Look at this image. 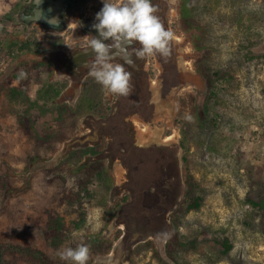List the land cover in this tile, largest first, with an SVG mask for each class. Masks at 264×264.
Returning a JSON list of instances; mask_svg holds the SVG:
<instances>
[{"label": "rangeland", "instance_id": "obj_1", "mask_svg": "<svg viewBox=\"0 0 264 264\" xmlns=\"http://www.w3.org/2000/svg\"><path fill=\"white\" fill-rule=\"evenodd\" d=\"M27 1L0 0L6 37L63 39V33L27 28L16 19ZM178 3L169 13L173 61L146 64L147 104L123 125L126 142L115 143L118 149L154 146L172 156L175 198L166 207L156 203L154 220L155 197L135 208L124 189L127 169L114 160L118 149L111 156L107 130L90 125L108 117L115 95L90 75L74 81L54 69L31 72V98L42 83L64 84L57 100L72 107L63 120L54 106L40 119L44 131L66 134L51 150L22 129L25 106L12 98L9 84L26 63L49 62L47 52L2 54L0 245L8 260L43 264L31 253L12 250L21 246L43 251L47 264H71L59 252L86 244L88 264H264V210L257 206L264 200V49L258 50L264 43V0H195L189 23L181 21ZM220 69L229 75L210 88L202 73ZM84 95L96 100L94 108H77ZM75 139L84 142L72 145ZM97 159L104 165L101 178L85 168ZM82 180L84 198L72 202L67 195ZM195 197L200 205L189 209ZM53 210L69 228L57 248L46 236ZM99 242L109 250L96 252Z\"/></svg>", "mask_w": 264, "mask_h": 264}, {"label": "flooded vegetation", "instance_id": "obj_2", "mask_svg": "<svg viewBox=\"0 0 264 264\" xmlns=\"http://www.w3.org/2000/svg\"><path fill=\"white\" fill-rule=\"evenodd\" d=\"M62 4V17H65L66 15H69L68 17V24L63 32V45L46 49L44 51L47 52V60L51 63L54 70H61L69 60V50L68 45H66V42L70 41V47L75 49H84L89 46V42L91 40V37H97L92 32H86L82 33V31H87V27H82V23L88 22V20H96V14L102 9L104 0H59ZM181 0H178V4H180ZM95 2L98 3L100 8H98ZM109 2H113V0H109ZM153 5L158 7V12L156 13L162 23L164 24L166 29L170 30L169 25V13L172 8V4L174 3V0H152ZM179 6V5H178ZM32 7H27L24 13L21 15V17H30L32 14ZM93 7L98 8L97 10H93ZM92 9V11H91ZM91 11V12H89ZM84 17V20L82 19ZM82 19V21H80ZM41 26L37 23H32L31 27L33 26ZM72 26V29H70ZM42 29V28H41ZM47 32H50V34H55L56 32L54 30H48ZM70 32V33H69ZM59 33V34H61ZM105 43H110L111 41H104ZM132 47H139L138 44L133 45ZM129 52H131L130 58L133 61V64H127L125 63L124 59L117 57L116 62H119L124 65L126 70L132 73V94L130 96H119L115 95L114 103L108 113V117L102 121H91L90 125L93 130H97L98 132L107 130L108 135V150L110 155L115 151V147L117 141L122 145V143L126 142L127 140V133L126 130L123 129V125L126 124L127 118L129 116H133L137 113H140L139 106L146 105L145 103V93L143 92L144 89L149 90L148 87L145 88L146 81H147V71H146V64L149 61H157L160 64L165 65L166 63H171L174 58V45L173 42L171 43V55L168 58H163L160 55H153V56H147L144 59H138L135 56V53L132 52V49H129ZM94 59V54H89L85 60L83 61V64L80 65L79 70L83 71L82 74L78 77L75 75H69L70 78H72L74 81L83 80L86 78L89 74L88 71L85 69L86 64H91ZM135 73V74H134ZM144 94V95H143ZM132 142V141H131ZM133 143V142H132ZM136 148H151L152 151L156 153L158 156L150 157L151 159L148 160L151 163V170L149 171H142V176L144 178H147L145 180H142L141 175L139 174L138 168L135 165L132 169V175L138 177L141 179L140 186L138 188H133L128 183L130 182V171L127 166L124 165V167L127 169V181L124 183V189L128 191L131 198H133L134 206L137 208V206H146L145 205V199L146 197H155V205L151 207L153 209L154 215L152 216V219L154 220V216L157 214L158 206H168L170 202L174 201L175 198V188L177 184V173L174 171L172 165H173V159L172 156L168 153H163L162 150L157 149V147L154 146H141L137 144H130L127 149H124L121 151L124 154L125 159L132 165L137 163L139 152H136ZM119 153V152H118ZM119 160L120 159H114ZM144 161V160H143ZM137 178V177H136ZM158 206H157V204ZM151 204V203H150ZM149 204V205H150Z\"/></svg>", "mask_w": 264, "mask_h": 264}, {"label": "trees", "instance_id": "obj_3", "mask_svg": "<svg viewBox=\"0 0 264 264\" xmlns=\"http://www.w3.org/2000/svg\"><path fill=\"white\" fill-rule=\"evenodd\" d=\"M194 1L195 0H181L179 4V13L181 16V21L183 23H189L191 18L193 17L194 11ZM7 33L5 29L0 24V61L1 56L5 50L10 51V54L14 56L15 51L19 50V52H26V53H40L46 49L54 48L63 45V39L59 37H54L49 35L45 38H33L30 40H21L19 42L10 40L6 37ZM45 70L48 72L53 71L52 65L47 62L46 60H37L32 64L26 63L23 72H19L14 76V79H10V93L14 100H17L24 104L25 109L23 114L20 115V125L24 132L32 139H35L37 142L49 145L51 150H54L58 147L60 141H62L66 134L63 132L57 133L52 131H44L41 126V117L45 114L46 111L49 110V106L56 107L59 113H61V119H64L63 112L69 111L72 107H69L67 104L61 105L57 100L60 94V88L64 87V84H55V83H42L41 86L36 91V97L33 99L28 94V89L32 81L31 72L35 71L37 74L38 72ZM229 75L228 69H220L216 71H206L202 73L203 79L207 82L210 88H213L217 81H221L227 78ZM17 80L14 83V80ZM39 81V80H36ZM60 86V87H59ZM147 88V85H145ZM96 105V100H92L87 95H84L80 101L78 102L77 108H94ZM117 150L118 147H115ZM123 148L118 149L117 153L119 159L123 162L125 166L129 168L130 171V182L128 183L133 188H138L140 186L141 179L136 175H132V169L136 165L141 175L142 180L144 178L142 176L143 170L147 171V169L151 170V163L148 161L150 160L151 156L156 157L158 156L154 153L151 148H136L135 151L139 152V158L136 164L134 162L132 165L128 163L125 159L124 154L121 152ZM144 160V161H143ZM103 163L100 159L93 161L89 166L85 168L88 170V174L92 177L95 176L96 178H101L103 174ZM90 169V170H89ZM82 185V186H81ZM86 181L82 180L79 187L76 189H72L67 197L75 202L76 200H82L83 193L86 190ZM188 186L192 188V182L188 180ZM200 198L195 197L189 204V209H195L199 207ZM262 210H264V200L257 204ZM75 223V222H74ZM79 226V222L75 223L73 228H77ZM68 226L66 225L65 219L57 210H53L50 212V219L48 221L46 236L48 239L52 241V244L57 248L62 244L63 235L66 231H68ZM98 248L96 252H107L109 247L103 246L102 242L97 243ZM14 252H21V253H31L38 261L42 262L43 264H47L50 262L48 256L41 250L38 249H29L23 248L21 246H14L12 247ZM0 264H19L16 261L8 260L5 257L4 250L0 245Z\"/></svg>", "mask_w": 264, "mask_h": 264}, {"label": "clouds", "instance_id": "obj_4", "mask_svg": "<svg viewBox=\"0 0 264 264\" xmlns=\"http://www.w3.org/2000/svg\"><path fill=\"white\" fill-rule=\"evenodd\" d=\"M157 12L152 0H104L95 17L98 22L92 25L98 38L91 37L85 52L94 54V59L85 66L89 68L88 74L110 94L126 97L132 94V73L116 62L120 57L133 64L130 48L138 59L153 55L170 57L174 34L165 28ZM135 44L139 47H132ZM90 255L86 244L59 252L60 258L71 264H88Z\"/></svg>", "mask_w": 264, "mask_h": 264}, {"label": "water", "instance_id": "obj_5", "mask_svg": "<svg viewBox=\"0 0 264 264\" xmlns=\"http://www.w3.org/2000/svg\"><path fill=\"white\" fill-rule=\"evenodd\" d=\"M32 7V14L30 17H21L26 8ZM62 4L59 0H28L27 2L20 5L17 13L16 19L23 23L27 28L31 26L32 23H37L41 26L43 31L54 30L57 34L64 31L68 24V17H62ZM83 21L84 17H82ZM82 19L80 21H82ZM96 20H88V22L82 23V27H87V31H82V33L92 32L95 36L98 35L96 30L92 27L94 23H97ZM88 48V47H87ZM75 49L68 46L69 50V60L68 63L61 69L58 70L59 74L71 76H80L83 71L79 70L80 65L83 64V61L90 53H85L86 49ZM264 49V43L259 47L258 50ZM86 70H89L85 66ZM135 74V73H134ZM84 140L75 139L71 142L72 145L83 144Z\"/></svg>", "mask_w": 264, "mask_h": 264}]
</instances>
